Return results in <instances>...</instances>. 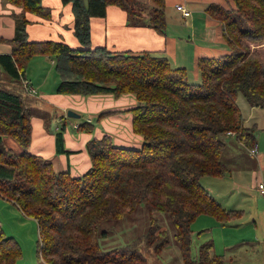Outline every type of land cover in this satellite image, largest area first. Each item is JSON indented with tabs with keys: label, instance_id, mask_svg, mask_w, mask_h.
Listing matches in <instances>:
<instances>
[{
	"label": "trees",
	"instance_id": "trees-1",
	"mask_svg": "<svg viewBox=\"0 0 264 264\" xmlns=\"http://www.w3.org/2000/svg\"><path fill=\"white\" fill-rule=\"evenodd\" d=\"M22 7L10 53H0V72L9 84L0 85V195L16 202L39 226L38 264H153L134 246L103 249L98 229L144 203L151 212L142 237L156 253L171 242L169 231L152 215L170 217L183 264H223L213 240L192 254V222L211 214L227 222L240 211L225 207L202 184L206 175L222 176L229 168L223 159L225 136L236 134L248 148L256 144L254 128L246 126L237 102L240 91L251 104L264 106V52L251 43L264 42V0H233L232 6L212 3L208 12L223 24L231 51L198 59L201 82L189 80L183 66L162 55L144 51H111L92 47L91 18L103 16L109 4L126 10L134 24H148L165 33V0H153L145 18L138 0H63L71 3L74 33L80 42L32 40L27 12L51 17L43 0H9ZM35 54L54 59L60 75L57 91L83 95L134 93L133 130L143 136L138 148L117 145L110 135L87 143L91 167L82 175L56 171L49 159L28 150L32 110L24 91L29 60ZM90 123L79 127L89 128ZM229 131H231L229 133ZM14 138L21 152H13L3 137ZM57 150L62 146L57 134ZM108 231L103 230L102 235ZM22 249L0 225V264H14Z\"/></svg>",
	"mask_w": 264,
	"mask_h": 264
},
{
	"label": "crops",
	"instance_id": "crops-1",
	"mask_svg": "<svg viewBox=\"0 0 264 264\" xmlns=\"http://www.w3.org/2000/svg\"><path fill=\"white\" fill-rule=\"evenodd\" d=\"M138 1L136 6H141L144 17L148 18L154 6L153 0ZM165 2L167 20L165 33L158 32L148 24L131 23L126 10L109 4L105 15L91 18L92 47L105 46L111 51L118 52L150 51L167 57L173 66L185 67L190 81H192L191 76L198 80L200 71L197 62L200 57L220 56L231 51L223 34L222 22L212 16L207 8L212 3L232 6L234 1L165 0ZM177 3L184 4L190 10V14L184 16L182 11L176 8ZM43 4L51 8L52 15L50 18H43L27 12V17L30 19L27 26L28 37L32 40H62L73 47L79 46L80 42L74 33V14L71 3H64L63 0H43ZM21 10V6L9 0H0V53H10L12 50V39L16 27L15 13ZM21 78L22 82L23 80L30 82L37 90L36 95L28 94L24 90L32 110L31 142L28 150L49 159L56 171H68L74 176L85 173L92 165L87 143L94 137L101 138L108 134L117 145L136 148L142 145L143 136L133 130L131 108L138 104L134 93L116 96L113 93L83 95L58 92L60 75L55 69L54 59L45 54L33 55L28 62L25 76L22 75ZM252 106L254 107L253 104ZM68 110L85 114L87 118L85 121L90 123L89 128L79 127L85 121L71 120L67 116ZM34 111L36 112L33 113ZM58 132H61L64 148L60 151L57 150ZM228 136L236 137L237 141H228ZM3 140L13 152L22 151L14 138L5 136ZM225 140L223 159L229 168L226 173L256 169V158L248 157L254 154L249 153V148L236 134H227ZM204 187L210 193L212 189L215 190L211 185H204ZM213 196L217 197L214 194ZM8 211H15L23 218L30 217L15 201L0 195V225L6 235L9 233L5 229L3 219ZM257 242L263 244L264 240L259 238H242L237 242L229 240L225 245L226 250H232L239 244H242V247L232 251L234 254H220L223 257V264L226 255L232 259H244L247 264H264V259L261 261L256 258V253L260 251L258 246L255 248ZM247 245L248 248L245 247ZM215 249L213 248V251L217 253ZM247 252H253L255 258H246Z\"/></svg>",
	"mask_w": 264,
	"mask_h": 264
},
{
	"label": "rangeland",
	"instance_id": "rangeland-1",
	"mask_svg": "<svg viewBox=\"0 0 264 264\" xmlns=\"http://www.w3.org/2000/svg\"><path fill=\"white\" fill-rule=\"evenodd\" d=\"M251 47L264 52V42L251 43ZM191 80L199 83L201 82V76L198 80L191 76ZM9 83L8 77L0 72V85ZM237 102L245 117V125L254 128L257 142L253 146L257 145V153L254 155L249 154L248 157H255L257 166L255 170H239L233 171L231 174L225 173L222 176L206 175L204 176L206 179L202 178L201 182L204 185H211L215 188V190L211 188V194L216 195L218 197L216 198L225 207L234 208L239 210L240 213L232 216L227 222H222L211 214L200 215L196 219L192 225V254L196 258L200 245L210 239L213 240L217 254H234L232 251L237 250V247H242V244H239L232 250H226L225 245L229 240L231 242H237L242 238L264 240V195L257 188L258 181H264V106L254 105V107H251V102L242 91L237 96ZM69 117L71 120H87L86 115L81 113L79 117ZM227 140L237 141L234 136H228ZM245 154L247 155L246 151ZM228 164L230 163L228 162ZM150 215L151 212L147 206L141 203L135 211L121 218L103 221L98 229L102 248L112 249L117 246H131L136 240L134 246L142 251L147 256L148 261L153 264H183L179 246L173 240L175 228L167 213L155 210L152 215L169 231L172 237L170 244L160 253L154 252L151 247L146 245L142 234L147 230ZM3 221L5 222L6 231L9 233L8 235H13L22 249L21 256L14 264H38L40 233L36 219L31 216L23 218L15 211H8ZM103 230L108 231L107 235H102ZM263 244L258 242L255 244V248L258 246L260 250L259 253H256V258L261 261L264 259ZM245 247L248 248V245ZM245 257H254L253 252H247ZM224 264L247 263L244 259H232L226 255Z\"/></svg>",
	"mask_w": 264,
	"mask_h": 264
},
{
	"label": "built area",
	"instance_id": "built-area-1",
	"mask_svg": "<svg viewBox=\"0 0 264 264\" xmlns=\"http://www.w3.org/2000/svg\"><path fill=\"white\" fill-rule=\"evenodd\" d=\"M176 8L180 11H182L184 16H187L190 14V10H188L184 4L181 3H177L176 4ZM24 86L27 92L31 93V94H35L37 92L36 88L32 85H30L27 82H24ZM231 131H229L230 133ZM250 153L252 154H256L257 153V145L253 146L250 148ZM258 189L260 191V193H262L264 195V181H260L258 184Z\"/></svg>",
	"mask_w": 264,
	"mask_h": 264
},
{
	"label": "water",
	"instance_id": "water-1",
	"mask_svg": "<svg viewBox=\"0 0 264 264\" xmlns=\"http://www.w3.org/2000/svg\"><path fill=\"white\" fill-rule=\"evenodd\" d=\"M67 116H71V117H79L80 114L77 113V112H75V111H73V110H68V111H67Z\"/></svg>",
	"mask_w": 264,
	"mask_h": 264
},
{
	"label": "bare ground",
	"instance_id": "bare-ground-1",
	"mask_svg": "<svg viewBox=\"0 0 264 264\" xmlns=\"http://www.w3.org/2000/svg\"><path fill=\"white\" fill-rule=\"evenodd\" d=\"M24 82H27V81H25V80H23V88H24V90L26 91V89H25V86H24ZM27 83H29L30 85H32L30 82H27ZM33 86V85H32ZM27 92V91H26ZM28 94H31V93H29V92H27ZM37 94V92L35 93V94H32V95H36ZM258 184H259V182H258ZM258 184H257V186H258ZM258 188V187H257Z\"/></svg>",
	"mask_w": 264,
	"mask_h": 264
}]
</instances>
